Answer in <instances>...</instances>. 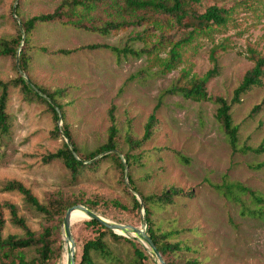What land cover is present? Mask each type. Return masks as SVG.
<instances>
[{"label": "rangeland", "instance_id": "rangeland-1", "mask_svg": "<svg viewBox=\"0 0 264 264\" xmlns=\"http://www.w3.org/2000/svg\"><path fill=\"white\" fill-rule=\"evenodd\" d=\"M62 1L0 0V39L14 38L19 22L52 13ZM213 4L227 10L226 23L192 32L163 14L107 34L66 24L67 17L35 25L26 37L29 62L24 75L33 85L56 92L63 117L55 121L45 103L33 96L26 99L19 84H9L6 112L10 128L0 138L3 237L25 235L23 228L11 222L5 202L16 206L17 214L35 236L57 222L56 217L47 218L27 205L18 192L4 190L9 180L21 182L43 204L55 199L77 204L87 201L111 221L139 225L122 173L111 160L100 161L99 156L100 162L94 168H83L73 176L60 159H45L65 140L54 132L55 126L68 127L81 154L104 144L110 125L107 112L114 105L118 150L122 155L141 158V164L127 168L139 193L159 194L170 187L185 192L171 205H151L155 226L161 232H171L170 239L183 246L165 258L174 264H264V168L254 167L264 162V151L246 149L264 145V74L260 86L242 94L239 102H231L233 90L253 65L251 51L264 55V0H200L192 7L202 12ZM92 14L93 23L111 18L102 6ZM175 42L181 43L177 47L179 57L171 69H163L162 63L169 58ZM90 45L141 53L125 54ZM210 70L214 73L206 83L208 94L222 96L231 103L232 120L238 127L235 152L215 118L214 103L165 93L171 85H186L191 78L202 77ZM17 76L16 58L0 54V80L14 83ZM154 108L157 123L151 138L131 149L126 135L141 138ZM236 184L253 190L261 201L233 187ZM114 201L127 209L113 205ZM83 219L72 220L75 264L82 244L93 238L98 228L86 225ZM49 238L55 251L61 252L64 264L61 225L52 228ZM105 241L115 259L105 261L93 255L96 264H133L135 256L128 242L114 240L108 234ZM23 251L26 264H31L37 254L35 247ZM146 253L143 262L156 264ZM2 264L10 263L3 259ZM50 264H61V260L53 258Z\"/></svg>", "mask_w": 264, "mask_h": 264}, {"label": "trees", "instance_id": "trees-1", "mask_svg": "<svg viewBox=\"0 0 264 264\" xmlns=\"http://www.w3.org/2000/svg\"><path fill=\"white\" fill-rule=\"evenodd\" d=\"M197 1L200 0H63L52 13L35 15L19 22L20 29L14 38L9 40L4 38L0 39V54L14 56L17 60L16 69L18 72V76L14 83L3 82L0 80V138L4 134L8 133L10 128L9 115L6 112L8 86L10 83L13 85L19 84L26 99L33 96L45 103L55 121L58 120V112L52 106V103H54L60 110V113L63 114L61 111L62 105L58 102L55 91H49L34 84L39 89V91L45 95L42 96L33 89V83H31L30 80L22 75V73L27 71L29 62V56L25 50V44L27 43L26 37L36 24L51 21H62L63 17H67V20L64 21L66 24H70L78 28L96 31L100 34H107L112 29H117L124 26L140 25L144 20H149L151 17L161 14L170 18L180 28L190 30L189 32H192L195 29H204L209 26H219L226 23L228 20V13L226 9L213 4L205 7L202 12H197L192 7L193 3ZM101 6L109 11L111 18L106 19L102 23H93L92 12ZM88 23H90V25ZM23 36L24 38L22 41ZM160 40L161 36L159 41ZM186 40L187 39H184L182 41L185 42ZM180 44V42H175L173 44L170 49L169 58L162 63L163 69L168 70L173 67L174 62L177 61L179 57L177 47H179ZM89 47H106L114 52H123L125 54L131 53L134 55H139L141 53L140 50H132L129 48L121 49L115 46L107 45H90ZM59 51L63 53L70 52L69 50ZM148 51L149 50L146 52ZM251 59L253 61L252 67L245 72L241 82L233 90L231 98L232 103L239 102L240 96L250 90L252 87L261 85V79L264 74V55L255 54L254 51H251ZM213 73L214 71L210 70L202 77L191 78L189 83L186 85H179L178 83H175L167 88L165 93L179 94L182 97L193 101H210L214 103L216 106L215 118L222 128L229 146L231 147L232 151L235 152L238 149V127L233 123L232 120V115L230 112L231 103L222 96H212L208 94L206 90V83ZM48 99H50L52 103ZM257 108L258 106H256L254 110ZM155 111L156 108H154L153 112L149 115L141 138H135L130 133L126 135V142L131 149L140 147L143 143L151 138L157 123ZM107 115L110 125L107 129V139L104 144L100 145L94 151L81 154L72 140V136L68 127L66 125H62L61 128L55 126L54 132L57 135L61 134L65 140H63L62 146L60 148H58L53 153H49L45 159H60L73 176H77L83 168H94L101 160H111L122 173L123 184L131 196V208L137 211L139 220H141V217H143L144 223L146 225V234L155 243L158 251L165 259V264H174L173 262L168 261L165 257L167 254L181 251L183 246L181 242L172 241L170 239L169 236L171 235V232H161L159 228L155 226V222L151 218V205L153 204L157 207L171 205L174 203L175 197L183 195L185 192L181 189L170 187L159 194L152 193L143 195L139 193L131 176H128V172L126 179L123 161L116 152V150H118L117 136L119 128L116 122L114 105L110 106ZM66 139L72 144L76 156L69 148ZM246 149L255 153H260L264 151V145L262 144L254 148L247 147ZM99 155L100 161L94 159ZM123 158L126 162L127 168L133 164H141V158L139 155L135 156L126 153L123 155ZM254 167L256 169L264 168V162H259L255 164ZM214 187L218 189V191H222L221 186L215 185ZM233 187H237L242 192H247L258 202L261 201V199L256 196V193L253 190L241 184H236ZM130 188L139 194V197L142 200V207L140 205L139 199L136 198V195L130 192ZM3 189L6 191L18 192L22 195L27 205H29L35 211L43 214L47 218L52 219L56 217L57 222L53 226L45 227L38 236H35V233L29 230L27 227L25 220L17 214L16 206L8 202L3 203L10 213L11 222L23 228L25 230V235L24 237H16L15 235H7L3 237L2 229L4 220L0 215V263H3V259H7L10 264H26L23 250L34 246L37 254L33 258L31 264H50V261L53 258L61 260L62 264L61 252L55 251V249L52 247V242L49 237L53 227L59 229L67 208L77 204L78 202L66 203L61 199H55L47 204H43L39 202L37 197L33 195L29 188L16 180L7 181L4 184ZM82 204L97 211L96 205L94 203L85 201L82 202ZM113 205L123 210L127 209V206L121 204L118 201H114ZM140 210L142 212H140ZM82 221L88 226H97L98 228L96 235L93 238L86 240L82 244L80 259L77 264H96L93 255H96L105 261H113L115 256L105 241V236L107 234L110 235V237L114 240H123L131 245L135 256L133 264H145L143 260H145L148 255L142 245L135 239L126 238L124 236L115 234L112 230L108 229L97 220L83 219ZM72 225L73 224L71 223V226ZM187 264H197V262L189 261Z\"/></svg>", "mask_w": 264, "mask_h": 264}, {"label": "water", "instance_id": "water-1", "mask_svg": "<svg viewBox=\"0 0 264 264\" xmlns=\"http://www.w3.org/2000/svg\"><path fill=\"white\" fill-rule=\"evenodd\" d=\"M16 8L15 5L13 6V13L15 14ZM24 36L22 37L23 41ZM17 62V60H16ZM17 64V63H16ZM22 75L27 78L24 73ZM33 89L38 92L40 95L45 96L43 93L39 91V89L35 86L32 85ZM50 101V99H48ZM51 102V101H50ZM52 103V102H51ZM52 106L56 109L58 112V121H61L62 114L60 113V110L58 107L52 103ZM66 142L71 149L72 153L76 156V153L74 151V148L72 144L66 139ZM117 154L119 157L122 159L124 168H125V177L127 179V166L126 162L123 158V155L120 151L116 150ZM100 156V155H99ZM97 156V157H99ZM95 157L94 159H97ZM93 159V160H94ZM132 192L133 189L130 188ZM136 198L139 199L140 205L142 207V200L141 198L136 195ZM81 211L83 212L88 219H94L97 220L99 223L107 227L108 229L112 230L115 234L124 236L126 238H132L137 240L150 254V256L153 258L156 264H165L162 255L158 251L155 243L152 241V239L146 234V225L144 223L143 217H141L140 223L138 226L130 225V224H123V223H118L111 221L96 211L92 210L91 208L85 206L84 204H75L67 208L62 223H61V231H62V237H63V243L64 247L66 250V264H75V242L72 237L71 233V219H72V213L75 211Z\"/></svg>", "mask_w": 264, "mask_h": 264}, {"label": "bare ground", "instance_id": "bare-ground-1", "mask_svg": "<svg viewBox=\"0 0 264 264\" xmlns=\"http://www.w3.org/2000/svg\"><path fill=\"white\" fill-rule=\"evenodd\" d=\"M81 218H84L86 219L87 216L81 212V211H78V210H75L73 213H72V219H71V223H72V220H78V219H81ZM64 264H66V250H65V255H64Z\"/></svg>", "mask_w": 264, "mask_h": 264}]
</instances>
